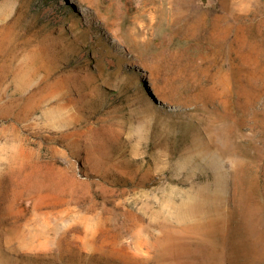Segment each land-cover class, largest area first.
<instances>
[{
  "label": "rangeland",
  "instance_id": "obj_1",
  "mask_svg": "<svg viewBox=\"0 0 264 264\" xmlns=\"http://www.w3.org/2000/svg\"><path fill=\"white\" fill-rule=\"evenodd\" d=\"M0 264H264V0H0Z\"/></svg>",
  "mask_w": 264,
  "mask_h": 264
}]
</instances>
